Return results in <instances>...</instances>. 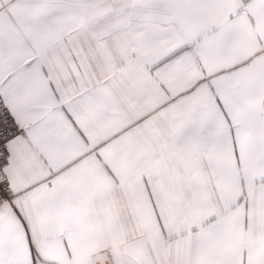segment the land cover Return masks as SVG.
Wrapping results in <instances>:
<instances>
[{
	"label": "snow or ice",
	"instance_id": "snow-or-ice-1",
	"mask_svg": "<svg viewBox=\"0 0 264 264\" xmlns=\"http://www.w3.org/2000/svg\"><path fill=\"white\" fill-rule=\"evenodd\" d=\"M0 264H264V0H0Z\"/></svg>",
	"mask_w": 264,
	"mask_h": 264
}]
</instances>
